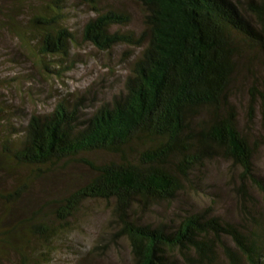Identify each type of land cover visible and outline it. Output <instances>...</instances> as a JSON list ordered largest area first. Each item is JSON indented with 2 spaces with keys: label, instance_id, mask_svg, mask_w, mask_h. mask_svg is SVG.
Listing matches in <instances>:
<instances>
[{
  "label": "trees",
  "instance_id": "1",
  "mask_svg": "<svg viewBox=\"0 0 264 264\" xmlns=\"http://www.w3.org/2000/svg\"><path fill=\"white\" fill-rule=\"evenodd\" d=\"M9 1L0 0V30L17 40L23 61L12 63H29L31 80L61 79L75 68L71 50L78 47L108 57L123 47L125 58H135L122 91L89 112L82 94L57 100L50 112H9L3 102L0 264H50L71 220L98 201L112 205L115 235L127 240L131 264H264V221L246 185L239 222L211 209L171 224L139 218L174 202L214 160L239 167L244 183L264 197V180L254 174L260 141L247 128L257 116L264 126V0H132L138 32L117 0ZM80 9L89 17L76 26L71 19ZM254 62L241 127L238 79ZM21 80L8 76L0 85L17 90ZM72 165L90 176L36 210L24 203L39 183Z\"/></svg>",
  "mask_w": 264,
  "mask_h": 264
},
{
  "label": "rangeland",
  "instance_id": "2",
  "mask_svg": "<svg viewBox=\"0 0 264 264\" xmlns=\"http://www.w3.org/2000/svg\"><path fill=\"white\" fill-rule=\"evenodd\" d=\"M8 5L9 0H2ZM133 13L131 29L141 28L140 11L132 0H117ZM76 11L71 19L76 26L87 21L89 15ZM75 14V13H72ZM17 40L0 30V79L4 77L22 76L21 87L17 90H4L0 85V107L7 102V111L50 112L53 106L64 97L70 95L74 99L79 94L86 97L85 106L92 107L88 112L113 99L123 89V81L128 73L129 63L135 56L125 58L123 47L116 49L113 57L100 54L92 47H78L71 50V59H76V66L61 79H50L46 76L33 78L29 63L17 66L13 60L22 62L23 51L17 45ZM127 60V62H124ZM259 63H252L243 70L238 79L240 93L236 94L241 127L246 126L248 89L256 75ZM14 69V70H12ZM29 75V77H27ZM254 139L260 141V146L254 159V174L264 180V126L259 116L254 122L248 123ZM241 169L231 162L214 160L208 162L192 178L193 182L186 185L177 199L171 204H159L151 211L140 213L139 218L147 223H176L180 217L198 211L211 209L212 212L228 221L239 222L242 213L240 208L241 189L246 185L253 202L257 203L262 221H264V197L252 184L244 183ZM90 176L89 171L81 166L72 165L66 170L49 176L39 183L27 196L25 204L34 210L46 203L56 194L63 193L77 183ZM253 211V207L249 205ZM112 205L104 202H90L71 220V226L66 234L58 238L53 261L50 264H131L130 250L125 238H117L112 221ZM91 261V262H92ZM3 264V263H2Z\"/></svg>",
  "mask_w": 264,
  "mask_h": 264
}]
</instances>
